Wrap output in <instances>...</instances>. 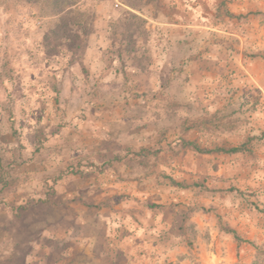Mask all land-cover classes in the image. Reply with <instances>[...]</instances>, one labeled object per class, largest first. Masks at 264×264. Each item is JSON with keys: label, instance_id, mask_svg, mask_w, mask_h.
I'll use <instances>...</instances> for the list:
<instances>
[{"label": "rangeland", "instance_id": "obj_1", "mask_svg": "<svg viewBox=\"0 0 264 264\" xmlns=\"http://www.w3.org/2000/svg\"><path fill=\"white\" fill-rule=\"evenodd\" d=\"M0 264H264V0H0Z\"/></svg>", "mask_w": 264, "mask_h": 264}, {"label": "trees", "instance_id": "obj_2", "mask_svg": "<svg viewBox=\"0 0 264 264\" xmlns=\"http://www.w3.org/2000/svg\"><path fill=\"white\" fill-rule=\"evenodd\" d=\"M232 17V16H229ZM200 125L197 123H193L190 126H187L188 129H195L197 127H199ZM182 146L185 148H190L193 151L199 153V154H203V155H209L212 153H219V154H224V155H228V156H234V155H238V154H242V153H249L252 154V149L250 147V142H246L243 143L237 147H231V148H217L214 150H204L201 147H199L196 143L194 142H190L187 140H182L181 141ZM173 185H175L176 187H184L183 184H178L176 182H174V180H171ZM228 233L234 235V239L239 240V236L237 235V233L234 230L228 231Z\"/></svg>", "mask_w": 264, "mask_h": 264}]
</instances>
